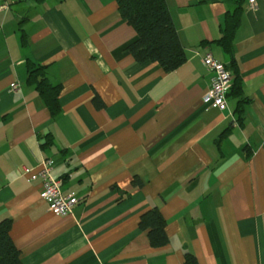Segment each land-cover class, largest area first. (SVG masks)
<instances>
[{
	"label": "crops",
	"instance_id": "0c3cea01",
	"mask_svg": "<svg viewBox=\"0 0 264 264\" xmlns=\"http://www.w3.org/2000/svg\"><path fill=\"white\" fill-rule=\"evenodd\" d=\"M166 1L187 55L173 72L135 61L117 0L0 9V221L12 220L23 264H184L186 251L198 264H264V0H241L231 53L216 41L240 0ZM207 53L239 67L226 111L204 104ZM29 61L62 86L55 117L27 84ZM43 158L79 199L69 216L41 197ZM154 207L162 248L139 226Z\"/></svg>",
	"mask_w": 264,
	"mask_h": 264
},
{
	"label": "trees",
	"instance_id": "16d2710c",
	"mask_svg": "<svg viewBox=\"0 0 264 264\" xmlns=\"http://www.w3.org/2000/svg\"><path fill=\"white\" fill-rule=\"evenodd\" d=\"M117 2L122 18L135 29L138 35L127 49L137 63H156L166 72L176 71L186 63L187 55L166 0H117ZM237 3L234 11L226 13L222 36L216 41L227 53L233 50L235 33L244 11L243 1L240 0ZM227 68L234 76L229 95L233 91L241 95L242 81L237 63L234 62L233 66H227ZM27 73V84L36 88L51 115L57 116L62 110L59 101L62 86L53 85L49 81L47 65L29 61ZM93 102L98 108L104 107V102L98 95H95ZM236 112L241 120L243 113L241 105ZM228 132L229 130H225L222 137ZM135 184L141 186L142 182L136 179ZM139 226L142 231L147 232L152 247L162 248L169 244L166 221L159 207L144 213L140 218ZM11 228V219L0 221V264H23L20 251L10 234ZM184 264H198L196 256L186 251Z\"/></svg>",
	"mask_w": 264,
	"mask_h": 264
},
{
	"label": "built area",
	"instance_id": "2783aa9c",
	"mask_svg": "<svg viewBox=\"0 0 264 264\" xmlns=\"http://www.w3.org/2000/svg\"><path fill=\"white\" fill-rule=\"evenodd\" d=\"M254 6L256 0H250ZM9 2L5 3L0 9H8ZM205 67L212 74L211 86L204 96V104L210 108L220 111L228 110V95L233 86V75L227 68V65L207 53L202 59ZM18 84H12V88L16 90ZM55 163L52 158H43L39 163L38 176L41 179L42 190L41 197L45 200L50 211L57 216H69L73 213L75 206L79 203V199L73 194L64 195L62 191V180L53 176Z\"/></svg>",
	"mask_w": 264,
	"mask_h": 264
}]
</instances>
